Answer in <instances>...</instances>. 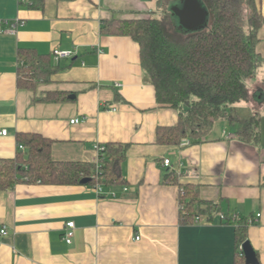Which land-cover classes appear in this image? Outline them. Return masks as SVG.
I'll return each instance as SVG.
<instances>
[{
  "label": "crops",
  "instance_id": "obj_1",
  "mask_svg": "<svg viewBox=\"0 0 264 264\" xmlns=\"http://www.w3.org/2000/svg\"><path fill=\"white\" fill-rule=\"evenodd\" d=\"M156 1L45 0L37 8L0 0V159L18 156L19 133L52 139L59 161L96 162L97 145H129L126 191L40 182L0 190V264H234L236 232L245 222L264 264V62L246 82L249 99L231 106L233 121L218 120L199 143L159 144L157 128L176 125L178 111L158 104L139 44L102 31L104 20L151 17ZM259 4L264 15V0ZM56 49L74 54L56 59ZM21 50L47 56L55 68L34 89L18 86ZM257 50L264 57V20ZM56 91L68 99L40 100ZM111 106L117 111L106 110ZM254 115L259 138L244 140L236 132ZM165 158L177 183L168 181ZM186 183L216 204L211 214H200L211 222L182 220Z\"/></svg>",
  "mask_w": 264,
  "mask_h": 264
},
{
  "label": "trees",
  "instance_id": "obj_2",
  "mask_svg": "<svg viewBox=\"0 0 264 264\" xmlns=\"http://www.w3.org/2000/svg\"><path fill=\"white\" fill-rule=\"evenodd\" d=\"M42 8L45 0H27ZM162 17L104 20L102 31L127 35L139 44L141 64L156 90L158 104L178 111L176 125L159 126L157 142L179 147L183 139L191 143L204 140L218 120L234 117L231 106L249 99L247 80L254 77L264 62L257 50L264 15L259 0H201L210 13L209 27L182 33L171 23L172 0H158ZM18 86L34 89L54 73L48 57L35 50H21ZM62 92H49L40 100H67ZM61 95V96H60ZM258 118L252 116L236 134L244 140L259 138ZM24 146L16 158L0 159V190L18 183L78 185L85 177L92 186L125 187L123 162L128 143L109 142L97 161H59L52 156L53 140L40 133H19ZM168 181L177 183L174 171ZM183 221L193 222L195 215L212 213L216 204L201 199L194 185L181 184ZM183 212V213H182ZM229 220V219H228ZM231 221V219L229 220ZM228 221V222H229ZM234 264H247L242 244L248 240L246 222L236 232Z\"/></svg>",
  "mask_w": 264,
  "mask_h": 264
},
{
  "label": "water",
  "instance_id": "obj_3",
  "mask_svg": "<svg viewBox=\"0 0 264 264\" xmlns=\"http://www.w3.org/2000/svg\"><path fill=\"white\" fill-rule=\"evenodd\" d=\"M159 6H161L160 2ZM169 8L172 17L178 20L177 26L185 32L202 30L208 22L209 11L201 0H172ZM90 181L91 178L85 177L81 180V184H88ZM242 250L247 264H260L250 241L246 240L242 244Z\"/></svg>",
  "mask_w": 264,
  "mask_h": 264
},
{
  "label": "built area",
  "instance_id": "obj_4",
  "mask_svg": "<svg viewBox=\"0 0 264 264\" xmlns=\"http://www.w3.org/2000/svg\"><path fill=\"white\" fill-rule=\"evenodd\" d=\"M73 54H74V52L72 50L56 49L54 51V56L56 57V59L68 58V57H71ZM116 84L120 85L119 83H116ZM106 110L115 112V111H117V107H115V106L106 107ZM78 120H79L78 118L72 119L71 122L75 123V122H78ZM7 132H8L7 130H4L2 133L4 135H6ZM190 144H191L190 140L185 138V139H183V141H182L180 146H187V145H190ZM19 147H20V149H24V146L22 144H20ZM104 148L105 147L103 146V144L97 145L98 152H100ZM97 162H98L97 163V171L99 172V169H100L99 159H98ZM163 164H164L165 167H168L169 170H175V167L173 166L171 159L165 158L164 161H163ZM95 188L97 189L98 192H101L103 190V186L102 185H97V186H95ZM126 190H128L127 186L124 187V191H126ZM112 194L114 196L116 195L115 192H112ZM180 210L185 211L183 203L180 204ZM204 216L205 215H195L193 222H195V223L211 222L208 216L207 217H204ZM220 219L222 221H227L228 220V216H226L225 214H220ZM238 219H239V217L237 215H234L233 220H238ZM74 227H75V223L73 221H70V222L67 223V229L64 232V239H65V241L68 244H71L72 241H73ZM1 233L3 235H6L8 233V231L4 228V229L1 230ZM139 238L140 237L137 236V239H139ZM241 248H242V246H241Z\"/></svg>",
  "mask_w": 264,
  "mask_h": 264
},
{
  "label": "rangeland",
  "instance_id": "obj_5",
  "mask_svg": "<svg viewBox=\"0 0 264 264\" xmlns=\"http://www.w3.org/2000/svg\"><path fill=\"white\" fill-rule=\"evenodd\" d=\"M159 1L157 0L156 1V4H155V6H154V9L156 10L153 14H152V16L153 17H162V11L160 10H158L159 8H161V7H159V3H158ZM209 19H210V13H209V15H208V22H207V24H206V26H205V28H208L209 27ZM177 18H174V17H171V23H172V25L174 26V28L176 29V31L178 30L179 32L181 31L182 33H185V31H183L182 29H179V27L177 26Z\"/></svg>",
  "mask_w": 264,
  "mask_h": 264
}]
</instances>
